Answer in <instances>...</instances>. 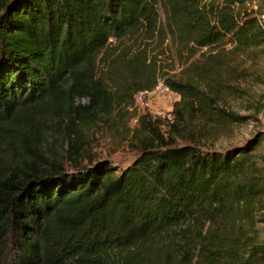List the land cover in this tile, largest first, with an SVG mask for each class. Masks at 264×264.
Wrapping results in <instances>:
<instances>
[{
  "label": "trees",
  "instance_id": "16d2710c",
  "mask_svg": "<svg viewBox=\"0 0 264 264\" xmlns=\"http://www.w3.org/2000/svg\"><path fill=\"white\" fill-rule=\"evenodd\" d=\"M258 1L0 0V264H264L253 154L264 131L222 152L144 141L119 173L106 161L65 168L40 149L67 120L74 161L78 112L107 111L111 90H152L150 47L166 40L185 64L205 49L187 65L192 80L163 84L180 97L175 113L187 101L209 116L236 59L264 44L248 8ZM221 112L218 126L240 121Z\"/></svg>",
  "mask_w": 264,
  "mask_h": 264
},
{
  "label": "rangeland",
  "instance_id": "374dc122",
  "mask_svg": "<svg viewBox=\"0 0 264 264\" xmlns=\"http://www.w3.org/2000/svg\"><path fill=\"white\" fill-rule=\"evenodd\" d=\"M248 8L254 11L264 26V1L253 2ZM157 45L152 43L149 57L158 62V81L192 80L187 75V65L199 59L205 49L197 51L194 58L185 64L187 53L179 54L177 47L168 40L161 47ZM232 67L231 75L221 79L213 91L214 95L209 100V116L203 115L198 105H187V101L180 102L175 113L174 105L180 100L175 93H166L151 103L144 101L142 105H136L135 93L121 97L118 90H111V106L107 111L100 110L90 116L79 111L80 118L70 127L75 131L74 142L80 148L74 161L65 155L68 147L67 132L64 130L69 124L67 120L60 130L56 126H52V130L46 129L41 152L49 157H53L54 153L60 155L65 168L106 161L119 173L138 156L144 141L161 138L172 142L173 147L195 145L202 150L220 152L243 145L257 131L264 130V44L239 56ZM76 105L83 109L89 105V99L75 100ZM221 111L237 115L240 121H227L218 126ZM253 154L260 165L264 164V134ZM262 207L257 215L260 222L256 228L259 237L264 239V203ZM177 258L180 259L181 255Z\"/></svg>",
  "mask_w": 264,
  "mask_h": 264
},
{
  "label": "built area",
  "instance_id": "2783aa9c",
  "mask_svg": "<svg viewBox=\"0 0 264 264\" xmlns=\"http://www.w3.org/2000/svg\"><path fill=\"white\" fill-rule=\"evenodd\" d=\"M168 94H173L162 82L158 81L157 85L150 91L138 92L135 94L136 105L141 104L145 101L151 103L156 99ZM264 131V130H263Z\"/></svg>",
  "mask_w": 264,
  "mask_h": 264
}]
</instances>
